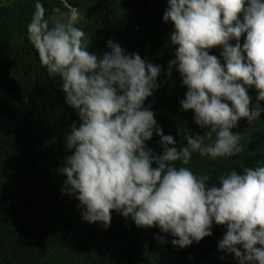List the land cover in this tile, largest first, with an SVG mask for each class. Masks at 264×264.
<instances>
[{"label": "clouds", "instance_id": "obj_1", "mask_svg": "<svg viewBox=\"0 0 264 264\" xmlns=\"http://www.w3.org/2000/svg\"><path fill=\"white\" fill-rule=\"evenodd\" d=\"M76 19L72 13L50 27L38 4L27 36L49 76L60 78L65 103L79 118L66 135L71 154L60 172L62 191L76 196L83 220L107 228L115 210L137 227L170 233L180 247L210 236L213 223L226 225L219 249L239 264H264V166L232 169L215 183L176 166L188 165L193 152L211 158L240 153L241 136L233 129L264 112L259 104L252 107L249 95L255 89V100L264 101V0H168L162 19L172 23L176 46L168 67L175 66L187 89L180 106L209 130L186 137L179 149L144 106L159 87L161 66L111 40L110 52L89 51ZM214 47L222 49V60L209 54ZM153 132L160 136V153L146 144ZM211 133L215 140L206 143Z\"/></svg>", "mask_w": 264, "mask_h": 264}, {"label": "trees", "instance_id": "obj_2", "mask_svg": "<svg viewBox=\"0 0 264 264\" xmlns=\"http://www.w3.org/2000/svg\"><path fill=\"white\" fill-rule=\"evenodd\" d=\"M38 4L50 27L75 13V26L85 33L82 46L89 51L110 52L111 40L161 66L159 87L144 106L178 149L186 137L209 131L180 106L187 89L175 66L168 67L176 49L170 42L173 25L162 19L168 0H0V264H239L218 247L226 225L213 223L210 236L180 247L171 243L177 238L170 233L137 227L115 210L107 228L83 220L76 196L62 191L60 172L71 154L66 135L79 118L65 103L60 78L49 76L27 36ZM208 51L222 60L220 47ZM249 95L253 108L264 107L255 100V89ZM233 132L241 136L240 153L211 158L193 152L188 165L176 166L208 175L213 183L232 169L264 166V112L251 122L241 119ZM214 140L211 133L205 142ZM146 144L155 153L163 150L155 132Z\"/></svg>", "mask_w": 264, "mask_h": 264}]
</instances>
